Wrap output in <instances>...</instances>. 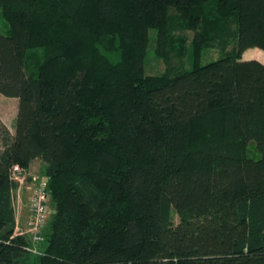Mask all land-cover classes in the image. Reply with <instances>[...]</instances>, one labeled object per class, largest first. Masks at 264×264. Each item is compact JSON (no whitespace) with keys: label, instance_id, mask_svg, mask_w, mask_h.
Masks as SVG:
<instances>
[{"label":"trees","instance_id":"16d2710c","mask_svg":"<svg viewBox=\"0 0 264 264\" xmlns=\"http://www.w3.org/2000/svg\"><path fill=\"white\" fill-rule=\"evenodd\" d=\"M0 8V92L19 98L15 132L0 122V264H264V61L243 57L264 50V0ZM36 158L54 206L39 241L16 230L12 175Z\"/></svg>","mask_w":264,"mask_h":264},{"label":"rangeland","instance_id":"374dc122","mask_svg":"<svg viewBox=\"0 0 264 264\" xmlns=\"http://www.w3.org/2000/svg\"><path fill=\"white\" fill-rule=\"evenodd\" d=\"M9 30V24L6 22L5 18L2 15V9L0 8V32L2 33H8ZM157 33L156 28H150V42L147 47L146 56L144 59V70L146 74H156L161 73L165 70L167 64L164 58L159 57L155 50V36ZM191 37L188 41V53L183 57L182 60L179 61L178 66H180L183 69H189L193 66L190 52H191ZM42 50V49H41ZM256 52L255 58H258L261 61H264V50L258 47H254L252 49ZM218 51L216 49H207L203 52L202 55V63H206L210 60H213L218 57ZM258 56V57H257ZM178 62V61H177ZM18 107H19V98L17 96H7L0 92V122L9 129L10 133L13 134L15 132V124H16V117L18 113ZM1 141V138H0ZM248 155L252 157H257L260 155L259 151L257 150V153H252V145L250 144L248 146ZM27 172V183L24 185L20 193H18V196H16L15 199V205L17 207L21 206V208H24L25 210H30V204L32 200V196L34 193V187L36 184V181L33 179L34 175L42 176L41 178H45V164L40 158H36L32 161L31 166L29 169H26ZM26 180V178H25ZM28 194V195H27ZM28 196V198L26 197ZM49 211L46 218V223L43 227L44 231L45 227L47 226V222L51 217L52 212L54 211V206L52 202L49 200ZM173 218L175 222H178L179 216L176 213H173ZM45 244V241L38 242L37 246L41 248Z\"/></svg>","mask_w":264,"mask_h":264},{"label":"built area","instance_id":"2783aa9c","mask_svg":"<svg viewBox=\"0 0 264 264\" xmlns=\"http://www.w3.org/2000/svg\"><path fill=\"white\" fill-rule=\"evenodd\" d=\"M12 175L20 183L25 182L27 178L26 169L18 164H15L12 168ZM38 175H34V180L38 179ZM50 200L47 192V181L45 178H41L40 181L34 187V193L30 204V217L27 221L25 228L19 225V217L17 215L16 230L21 233H31L34 241H39L43 238L42 230L46 223V218L49 211L48 202ZM21 206L17 207V214L20 213ZM29 249L36 250L35 246H30Z\"/></svg>","mask_w":264,"mask_h":264},{"label":"crops","instance_id":"0c3cea01","mask_svg":"<svg viewBox=\"0 0 264 264\" xmlns=\"http://www.w3.org/2000/svg\"><path fill=\"white\" fill-rule=\"evenodd\" d=\"M252 49H254V47L253 48H249V49H247L244 53H243V57L244 58H255V56L257 55L256 54V52L254 51V50H252ZM256 54V55H255ZM258 57V56H257ZM30 168V167H29ZM28 195V194H27ZM26 195V197L28 198V196ZM29 217H30V213H29V209L27 210H25L24 208H21L20 209V215H19V225L21 226V227H23V228H25L26 227V223H27V220L29 219Z\"/></svg>","mask_w":264,"mask_h":264},{"label":"bare ground","instance_id":"6f19581e","mask_svg":"<svg viewBox=\"0 0 264 264\" xmlns=\"http://www.w3.org/2000/svg\"><path fill=\"white\" fill-rule=\"evenodd\" d=\"M49 206V205H48Z\"/></svg>","mask_w":264,"mask_h":264}]
</instances>
